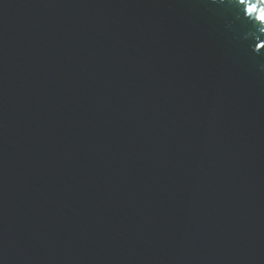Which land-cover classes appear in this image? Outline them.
I'll use <instances>...</instances> for the list:
<instances>
[{"label": "water", "instance_id": "obj_1", "mask_svg": "<svg viewBox=\"0 0 264 264\" xmlns=\"http://www.w3.org/2000/svg\"><path fill=\"white\" fill-rule=\"evenodd\" d=\"M249 4L0 0V264H264Z\"/></svg>", "mask_w": 264, "mask_h": 264}, {"label": "snow or ice", "instance_id": "obj_2", "mask_svg": "<svg viewBox=\"0 0 264 264\" xmlns=\"http://www.w3.org/2000/svg\"><path fill=\"white\" fill-rule=\"evenodd\" d=\"M245 0H241V3H244ZM259 2L261 4H264V0H259ZM247 11L251 12V15L254 14V13H259L261 14V19H262V22H264V8H257V6L255 4H249V6L247 7Z\"/></svg>", "mask_w": 264, "mask_h": 264}, {"label": "clouds", "instance_id": "obj_3", "mask_svg": "<svg viewBox=\"0 0 264 264\" xmlns=\"http://www.w3.org/2000/svg\"><path fill=\"white\" fill-rule=\"evenodd\" d=\"M256 19H257L258 21L262 22L261 17H257V16H256Z\"/></svg>", "mask_w": 264, "mask_h": 264}]
</instances>
